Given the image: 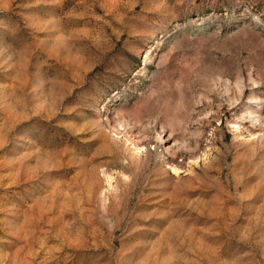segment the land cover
Listing matches in <instances>:
<instances>
[{"label": "rangeland", "instance_id": "obj_1", "mask_svg": "<svg viewBox=\"0 0 264 264\" xmlns=\"http://www.w3.org/2000/svg\"><path fill=\"white\" fill-rule=\"evenodd\" d=\"M0 264H264V0H0Z\"/></svg>", "mask_w": 264, "mask_h": 264}]
</instances>
